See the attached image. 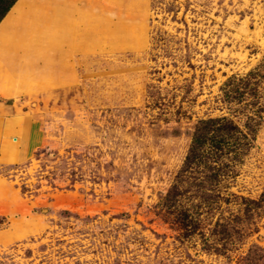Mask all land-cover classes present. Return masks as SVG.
<instances>
[{
    "label": "rangeland",
    "instance_id": "374dc122",
    "mask_svg": "<svg viewBox=\"0 0 264 264\" xmlns=\"http://www.w3.org/2000/svg\"><path fill=\"white\" fill-rule=\"evenodd\" d=\"M65 1L52 43L85 51L57 48L6 100L41 140L0 167V264H264V203L241 198L264 195V0ZM223 116L256 139L216 211L232 240L207 248L216 216L185 236L158 205L194 126Z\"/></svg>",
    "mask_w": 264,
    "mask_h": 264
},
{
    "label": "crops",
    "instance_id": "0c3cea01",
    "mask_svg": "<svg viewBox=\"0 0 264 264\" xmlns=\"http://www.w3.org/2000/svg\"><path fill=\"white\" fill-rule=\"evenodd\" d=\"M67 4L65 0H16L0 21V167L29 161L41 140L31 109L6 102L24 94L18 78L38 79L37 73L48 67V58L57 57V48L66 45L64 54L85 51L83 43H52L51 38L66 28L58 26L65 17H57L58 12L69 10ZM9 186L0 175V204L11 197Z\"/></svg>",
    "mask_w": 264,
    "mask_h": 264
},
{
    "label": "trees",
    "instance_id": "16d2710c",
    "mask_svg": "<svg viewBox=\"0 0 264 264\" xmlns=\"http://www.w3.org/2000/svg\"><path fill=\"white\" fill-rule=\"evenodd\" d=\"M15 2L0 0V21ZM255 139L254 130L249 127L243 129L224 116L200 119L192 131L183 163L172 185L161 197L159 214L171 216L173 223L184 231L185 236L199 230L203 213L207 218H215L217 208L222 201L227 202L228 194L235 196L228 192L224 194L223 188L228 186L223 182L236 176L235 163L240 162L253 147ZM241 198L252 203L254 208L264 203V195L259 199ZM220 219L216 216L209 235H203L207 248L211 247L207 241L210 236L214 242H222L223 246L232 240L228 223ZM215 250L221 254L220 249ZM251 253L246 256L257 261Z\"/></svg>",
    "mask_w": 264,
    "mask_h": 264
}]
</instances>
